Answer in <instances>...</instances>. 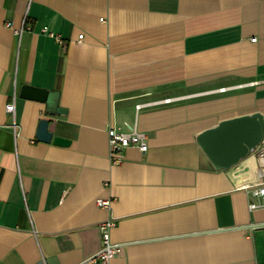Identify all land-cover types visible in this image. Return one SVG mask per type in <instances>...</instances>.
Returning <instances> with one entry per match:
<instances>
[{
	"label": "crops",
	"instance_id": "crops-1",
	"mask_svg": "<svg viewBox=\"0 0 264 264\" xmlns=\"http://www.w3.org/2000/svg\"><path fill=\"white\" fill-rule=\"evenodd\" d=\"M23 86L56 91L66 113ZM252 113L264 117V0H0V264H79L110 220L122 250L109 264H264L255 167L217 171L196 143ZM40 120L69 145L39 142ZM111 127L147 150L112 164Z\"/></svg>",
	"mask_w": 264,
	"mask_h": 264
},
{
	"label": "water",
	"instance_id": "water-1",
	"mask_svg": "<svg viewBox=\"0 0 264 264\" xmlns=\"http://www.w3.org/2000/svg\"><path fill=\"white\" fill-rule=\"evenodd\" d=\"M19 97L45 103L49 115H64L66 111L58 105L56 91L23 86ZM49 122L40 120L36 131L39 142L68 146L69 141L54 137L48 130ZM264 141V117L260 113L223 119L212 128L204 130L196 137V143L217 171H228L249 158ZM257 177L264 176V167L256 172Z\"/></svg>",
	"mask_w": 264,
	"mask_h": 264
},
{
	"label": "built area",
	"instance_id": "built-area-1",
	"mask_svg": "<svg viewBox=\"0 0 264 264\" xmlns=\"http://www.w3.org/2000/svg\"><path fill=\"white\" fill-rule=\"evenodd\" d=\"M29 30V27H27ZM17 35L21 33L20 31H15ZM41 32L44 34H48L52 37L57 44H59L63 49L65 47V42L59 35H55L48 31L47 28L41 29ZM79 39H82V35L79 36ZM140 106H137L139 108ZM5 111L14 114V102L8 103L5 105ZM13 129L16 130L15 125L13 124ZM108 137V149H109V158L112 164L118 165L122 161L123 151L129 147H136L140 152L144 153L147 150V142L146 136L143 133L138 131L132 132H122L116 129L115 127H111L107 131ZM254 159L255 171H258L259 168L264 167V141L257 146L251 155ZM247 189L252 191L253 196L258 197L261 200V204L250 203L249 210H255L257 208H264V176L256 177V181L253 184L247 185ZM98 206L106 207L108 205L107 202H103L101 200L97 201ZM114 226V221H104L100 225L101 230V241L102 245L99 251L88 259L83 260L79 264H109L112 259L117 257L121 250L122 245L112 243L110 241V229Z\"/></svg>",
	"mask_w": 264,
	"mask_h": 264
},
{
	"label": "bare ground",
	"instance_id": "bare-ground-1",
	"mask_svg": "<svg viewBox=\"0 0 264 264\" xmlns=\"http://www.w3.org/2000/svg\"><path fill=\"white\" fill-rule=\"evenodd\" d=\"M253 157L252 156H250L249 158H247L246 160H244L243 162H242V164H241V167H244V168H246V173L249 175V174H251V173H253V169H254V167H255V165H254V159H252ZM246 174V175H247Z\"/></svg>",
	"mask_w": 264,
	"mask_h": 264
}]
</instances>
